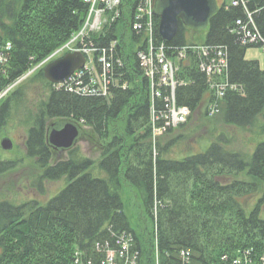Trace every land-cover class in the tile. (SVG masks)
<instances>
[{
    "label": "trees",
    "instance_id": "trees-1",
    "mask_svg": "<svg viewBox=\"0 0 264 264\" xmlns=\"http://www.w3.org/2000/svg\"><path fill=\"white\" fill-rule=\"evenodd\" d=\"M138 1L123 0V5L132 9ZM163 1L154 0L158 43ZM214 2L206 28L180 21L176 38L165 42L166 56L177 68L176 103L191 116L154 140L151 85L137 58L140 38L128 36L129 18L116 22L105 38L95 39L109 45L122 29L118 52L127 90H116L110 98L83 97L50 83L45 65L20 81L80 32L89 12L84 0H0V56L6 59L0 63V135L29 90L41 86L39 104L35 110L27 108V156L40 170L36 185L41 193L45 183L65 181L45 204L0 200V264H108V251L116 253L117 263L122 251L117 242L123 238L136 264H156L157 246L159 264H264V141L244 154L231 149V140L221 134L207 149L168 157L183 137L173 136L175 130L184 129L193 115L202 113L203 119L242 131H253L264 115V69L246 58L249 49H264V0H247L245 8L232 6L231 0ZM244 29L263 41L244 43ZM198 46L226 50V79L236 87L226 92L214 118L204 109L209 89L201 70L204 56L190 49ZM182 51L185 60L179 59ZM52 119L77 124L81 139L99 147L98 164L78 147L54 163L47 143ZM259 129L257 136L264 138V124ZM16 168V161L0 159V177ZM96 168L104 178L93 175ZM122 176L137 191L151 229L132 227ZM252 199L253 205L245 204Z\"/></svg>",
    "mask_w": 264,
    "mask_h": 264
},
{
    "label": "built area",
    "instance_id": "built-area-1",
    "mask_svg": "<svg viewBox=\"0 0 264 264\" xmlns=\"http://www.w3.org/2000/svg\"><path fill=\"white\" fill-rule=\"evenodd\" d=\"M247 0H231L234 7H246ZM89 6L85 23L65 46L53 53L40 66L63 57L69 53H81L85 56L84 66L76 71L59 87L83 97L110 98L116 90H127L128 82L124 76V61L118 52L122 29L115 31L114 41L109 45H101L95 39L105 38L113 29V25L123 17L129 18L128 36L135 35L141 42L136 44L139 66L149 80L152 90V135L153 139L163 136L170 128H177L186 123L191 116L187 107L178 106L175 99L177 68L167 56L165 42L156 40L154 0H139L132 9L123 5V0H84ZM252 23V22H251ZM238 24H241L238 22ZM244 43L263 41L258 33L245 31ZM112 33V32H111ZM193 51L202 52L201 70L206 74L209 89L204 107L208 118H214L221 111L222 101L228 90L236 87L226 79L228 72V56L225 49L216 46L190 47ZM181 60H185V51L180 52ZM6 59L0 56V63ZM161 100L163 105L157 106ZM156 215V214H155ZM158 244L157 235L155 240ZM121 246L120 256L108 251V264H136V257L130 258L125 238L117 242ZM155 262L158 260V246L155 248Z\"/></svg>",
    "mask_w": 264,
    "mask_h": 264
},
{
    "label": "rangeland",
    "instance_id": "rangeland-1",
    "mask_svg": "<svg viewBox=\"0 0 264 264\" xmlns=\"http://www.w3.org/2000/svg\"><path fill=\"white\" fill-rule=\"evenodd\" d=\"M246 58L253 61H258L262 69H264V49L252 48L247 51ZM33 72L29 73L27 77L31 76ZM18 82V83H20ZM26 83V82H25ZM24 83V84H25ZM23 84V85H24ZM61 84H56L58 89ZM41 86L35 85L33 89L27 93L26 101L20 104L19 109L15 112L11 121L7 124L4 132L0 135L1 139L4 137L10 138L14 143L12 151H4L0 144V159L12 160L17 162V168L10 173L0 177V200H10L17 204H23L29 201H37L45 204L50 199L54 198L58 192L65 187V181L60 180L56 182H47L44 185V192H40V188L36 185V180L40 174V170L35 165L33 160L28 159L25 141L27 137V117L29 111L27 108L35 110L42 98ZM29 100H31L29 102ZM198 120V121H197ZM60 120H49L48 126L57 123ZM264 124V115H262L257 126L253 131H242L235 128H228L224 125L215 122L214 119L208 120L202 118V113L193 115L192 122H189L184 129H176L173 136L183 137L178 140L173 148L169 151L168 157L180 159L185 155L192 152H200L207 149L211 142H214L221 134L231 140V149L244 153L251 154L254 150L255 144L264 141V138L259 139L257 133L260 132V127ZM116 129H121V122L117 123ZM258 138V141H257ZM260 140V141H259ZM257 141V142H256ZM80 153L93 160L96 165L100 159V149L97 145H93L87 138H82L77 144ZM54 151V150H53ZM54 163L68 158V152L61 153L54 151ZM95 177H105V174L100 170L93 169L91 171ZM123 192L122 197L125 205V212L130 218L131 225L134 229L138 230L141 226L151 229V223L141 209V203L138 198L137 191L123 178L122 176ZM256 199L246 201L249 207L255 203ZM248 207V208H249ZM251 210V209H250Z\"/></svg>",
    "mask_w": 264,
    "mask_h": 264
},
{
    "label": "water",
    "instance_id": "water-1",
    "mask_svg": "<svg viewBox=\"0 0 264 264\" xmlns=\"http://www.w3.org/2000/svg\"><path fill=\"white\" fill-rule=\"evenodd\" d=\"M215 6L214 0H164L159 13V37L163 42H172L178 34L180 21L194 29L206 28ZM85 61L83 54L69 53L47 64L43 73L50 83L63 84L84 66ZM81 133L80 127L73 122L53 123L47 131V143L54 151L69 152L81 140ZM0 144L4 151L14 149L10 138L4 137Z\"/></svg>",
    "mask_w": 264,
    "mask_h": 264
}]
</instances>
